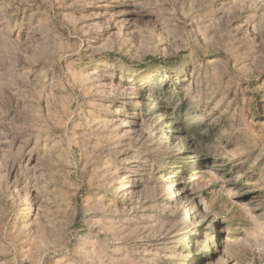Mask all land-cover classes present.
I'll return each instance as SVG.
<instances>
[{
	"label": "rangeland",
	"instance_id": "374dc122",
	"mask_svg": "<svg viewBox=\"0 0 264 264\" xmlns=\"http://www.w3.org/2000/svg\"><path fill=\"white\" fill-rule=\"evenodd\" d=\"M0 264H264V0H0Z\"/></svg>",
	"mask_w": 264,
	"mask_h": 264
},
{
	"label": "trees",
	"instance_id": "16d2710c",
	"mask_svg": "<svg viewBox=\"0 0 264 264\" xmlns=\"http://www.w3.org/2000/svg\"><path fill=\"white\" fill-rule=\"evenodd\" d=\"M178 61V58H170V59H166V60H157V59H151V63H154V64H158V63H162L163 65L165 66H168L169 64L171 63H175ZM140 66H145L144 64L140 65ZM138 90H143V92H146L147 94H152V96H154V106L153 108L156 109L158 108H163L161 110V112H166L167 113V116H168V121L169 123L172 125L175 121H176V114H178L177 112H170L167 107H162L163 106V99L161 97H159L158 99H156L157 96H161L162 94H166L167 97H169V93L167 90V87L165 85H158L157 87H149L148 85H142L140 84L139 87H138ZM165 95V96H166ZM146 109V112L148 111L147 107L145 108ZM144 109V110H145ZM176 124H182V123H179V122H176Z\"/></svg>",
	"mask_w": 264,
	"mask_h": 264
}]
</instances>
